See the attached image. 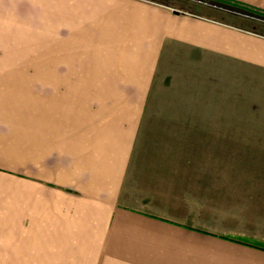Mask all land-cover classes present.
Segmentation results:
<instances>
[{"label": "crops", "instance_id": "obj_1", "mask_svg": "<svg viewBox=\"0 0 264 264\" xmlns=\"http://www.w3.org/2000/svg\"><path fill=\"white\" fill-rule=\"evenodd\" d=\"M167 1L56 0L54 58L38 62L37 116H30L36 108L32 98L27 104L31 86L23 93L25 164L28 153L31 160L32 146L39 169L35 177L66 201L55 214L58 222L70 219L74 225L80 219L86 220L85 226H110L121 215L135 217L231 245L243 256L231 255L228 264H264L261 249L177 221L175 209L192 210L185 205L192 187L205 186L202 179L207 176L221 187L223 172L215 166V171L205 170L207 157L192 156L189 149L185 153L190 146L185 142H152L149 130L143 133L153 98L167 101L168 116L187 114L180 100L190 99L192 66L186 67L185 61L191 51L197 53L206 45L200 32L191 31L192 24L232 31L253 27L231 18L223 23L218 8L205 1ZM8 35L0 32V50L13 49L3 46L14 41ZM39 41L46 43V33ZM220 41L214 40V46L221 47ZM7 82L11 81L0 77V124L8 122L9 115L14 122ZM173 123L168 117L166 130ZM262 179L264 183V175ZM261 195L264 205V192ZM260 223L248 239L264 245V216Z\"/></svg>", "mask_w": 264, "mask_h": 264}, {"label": "rangeland", "instance_id": "obj_2", "mask_svg": "<svg viewBox=\"0 0 264 264\" xmlns=\"http://www.w3.org/2000/svg\"><path fill=\"white\" fill-rule=\"evenodd\" d=\"M203 1L218 8L223 23L231 18L253 28L232 31L192 24L191 31L200 32L206 45L191 51V62L185 61L192 66L190 99L180 100L187 114L168 116L167 101L162 99L160 109L161 99L153 98L143 133L149 130L152 142H185L190 145L185 153L189 149L192 156L207 157L205 170L223 172L221 187L209 176L202 179L205 186L192 187L185 204L192 210L175 209L177 221L249 238L264 216V0H198ZM55 2L0 0V32L14 39L3 45L13 49L0 50V77L11 81L7 95L15 109L14 122L9 115L0 124V264H228L231 255L243 256L222 241L125 215L110 226L56 220L57 209L62 211L61 202H66L63 195L48 191L36 178L33 147L26 164L23 155L24 88L31 86L27 104L32 98L36 108L30 116H37L39 58H54ZM44 33L46 43H40ZM214 40H221V47ZM168 117L174 123L166 130Z\"/></svg>", "mask_w": 264, "mask_h": 264}, {"label": "trees", "instance_id": "obj_3", "mask_svg": "<svg viewBox=\"0 0 264 264\" xmlns=\"http://www.w3.org/2000/svg\"><path fill=\"white\" fill-rule=\"evenodd\" d=\"M219 1L227 2L225 0H219ZM208 235H210V234H208ZM214 236H216L220 239L226 240V241H230V242L237 243V244H242V245L248 246V247H255V248H258V249H261L264 251V245L263 244L253 242L250 239H248L247 237H240V236L238 237V236L224 235V234L214 235Z\"/></svg>", "mask_w": 264, "mask_h": 264}]
</instances>
